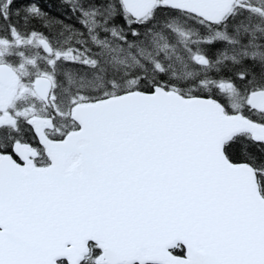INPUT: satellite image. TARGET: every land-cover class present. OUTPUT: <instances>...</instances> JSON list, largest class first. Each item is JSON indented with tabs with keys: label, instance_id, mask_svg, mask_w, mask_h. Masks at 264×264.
<instances>
[{
	"label": "snow or ice",
	"instance_id": "6c2138e0",
	"mask_svg": "<svg viewBox=\"0 0 264 264\" xmlns=\"http://www.w3.org/2000/svg\"><path fill=\"white\" fill-rule=\"evenodd\" d=\"M0 264H264V0H0Z\"/></svg>",
	"mask_w": 264,
	"mask_h": 264
}]
</instances>
